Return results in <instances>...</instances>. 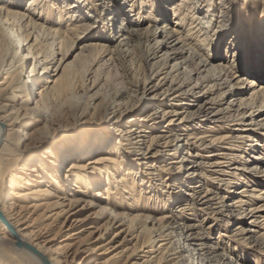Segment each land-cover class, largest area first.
<instances>
[{
  "label": "bare ground",
  "instance_id": "6f19581e",
  "mask_svg": "<svg viewBox=\"0 0 264 264\" xmlns=\"http://www.w3.org/2000/svg\"><path fill=\"white\" fill-rule=\"evenodd\" d=\"M171 1L0 0V264H237L218 242L260 231L264 248V31L223 30L225 0Z\"/></svg>",
  "mask_w": 264,
  "mask_h": 264
},
{
  "label": "rangeland",
  "instance_id": "374dc122",
  "mask_svg": "<svg viewBox=\"0 0 264 264\" xmlns=\"http://www.w3.org/2000/svg\"><path fill=\"white\" fill-rule=\"evenodd\" d=\"M152 1H154V0H152ZM176 1L177 0H172L170 3H174ZM214 2L217 3V2H219V0H214ZM225 3H227V4L225 6L226 8H224V10H223L224 11V15H223L224 17L222 18L223 19L222 24L225 25V26L223 25L224 26L222 28L223 30L226 27L230 28V26H232L233 31H236L235 33L243 32L244 36H249L250 33L257 34V33H260V32L264 31L263 30V28H264L263 25L264 24H262L261 25L262 27H260V23L264 22V19H263V21L261 19L262 17H264V0H246V1L245 0H225ZM216 8L218 10H216L214 13H215L216 16H218L219 15V6H218V4L216 5ZM146 23H147V20H145L144 23H142V26H145ZM248 23H250V26L247 27L246 25H244V24H248ZM241 26H244L245 31H242L240 29ZM182 31L184 33L187 32L188 31V27H186V26L183 27ZM245 42L248 43L247 39H246ZM219 47H220L219 49H221V48H222V50L225 49L224 48L225 47V40L223 41L222 45H220ZM121 60H122V58L119 57V58H117L116 60H114L112 62L113 64L111 63L110 65H106V66L103 65L104 68L101 69V72H103V74H105L106 77L108 76V79H106V81L108 80L106 82V84L114 85V84L119 83V81H120L119 75L122 74V71H123L122 67H123V63H124L123 60L122 61ZM117 61H118V63H117ZM224 62L225 63L226 62H231L230 57L224 58ZM89 63H90L89 59H87V60L83 59L81 62H78L79 68H84L85 69L87 67L86 69H91V67H89L90 66ZM249 64H251V62H246V63L243 64V67H249L250 66ZM106 67H108V68H106ZM242 78H243V76H242ZM241 81H242L241 84H243V83L245 84L244 80H241ZM259 81L263 82L264 81V77L259 78ZM248 93H249V91H248ZM146 112H147V110H145L143 112V114H145ZM217 131L218 132H216V134H218V136L220 134H223L222 131H220V130H217ZM197 133H199V132H197V131L194 132V135H196ZM206 134L214 135V133H206ZM147 138L148 137L144 138L145 139L144 142L147 141ZM209 138L210 137H208V140H209ZM62 144H63V142H60L59 145L61 146ZM63 146L60 147V150L63 148ZM98 155L93 156V157L94 158L98 157ZM118 156L116 157L117 160L119 158ZM112 158H115V156L112 157ZM205 161L208 162L209 160L205 159ZM158 165H159L158 163L154 164V166H158ZM263 166H264V164L260 165V167H262V168H263ZM147 167L148 166H145V165L144 166H140L139 167L140 172L145 171V168H147ZM64 170H65V164L62 166V169H60V173L63 174ZM150 171L151 172L152 171L153 172H157L155 169L154 170H150ZM182 172H183V174H185V171H182ZM154 182L156 183V181H154ZM157 188L158 187H156V190H157ZM161 190H163V188ZM217 193H219L221 195L223 192L220 190V191H217ZM160 195H161V193H160ZM102 196H105V195H102ZM162 197H163V194H162ZM149 208H154V207L152 206V207H149ZM156 209H157L158 212L155 213V214H152V216L154 215L156 218H157L158 215H160V214L165 212V210H161V209L155 207V210ZM136 212H138L137 209L130 211L131 215L136 213ZM85 214L87 215L88 213L86 212V213H84V215ZM209 217L210 216H208V215H202L201 217H196L195 221H197V222H192V223H196V224L200 225L201 227L205 228L207 231L211 230L212 238L214 239L212 241H215V239L218 237V235L220 233H224V234H226V236L230 237V235L232 234L233 229L235 227L234 226L235 224H231L230 226H226L225 227L226 224L224 222H219V224L217 226H212L213 228H215L213 230L212 228L208 227L210 225ZM104 222H105V220H98V221L94 220V221H92V227H98L101 224H103ZM117 231H118L117 229L111 231L104 239H102L99 242H96L95 244H93V246L95 247L97 245H101L102 243L106 242ZM259 233H257L255 235V237H253V239L250 242H248V244H246V245L243 244V243H237V242L232 241V239H233L232 237H230V238L223 237V242H222L223 244L218 242V246L220 245V247L224 246V247H226V248L228 247L230 249L234 248L235 249L234 250L235 255L234 254L233 255L229 254V256L232 259H234L237 262V264H264L263 243L259 239L256 240V242L254 240V239H257L256 236H258ZM124 235H125V233L123 235H121L118 240L120 241L121 239H123ZM82 237H83V235H82ZM61 240H63V239H61ZM61 240H59V241H61ZM65 243L66 242H62L61 244H65ZM212 243H214V242H212ZM131 246H132V244H130L128 247H131ZM110 255L111 254L107 255V254H99V253L98 254L90 253V254H88L87 259L85 261H83L81 264H93L94 261L106 258V257H108ZM79 259H80V257L78 258V260ZM78 260H77V262H78Z\"/></svg>",
  "mask_w": 264,
  "mask_h": 264
}]
</instances>
